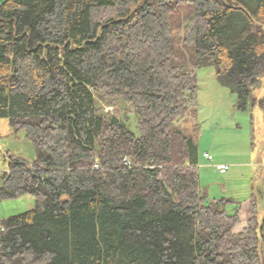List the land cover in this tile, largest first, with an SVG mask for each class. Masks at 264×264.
I'll return each mask as SVG.
<instances>
[{"label":"trees","instance_id":"1","mask_svg":"<svg viewBox=\"0 0 264 264\" xmlns=\"http://www.w3.org/2000/svg\"><path fill=\"white\" fill-rule=\"evenodd\" d=\"M209 65L264 117V0H0V117L35 148L7 154L0 200L35 206L2 221L0 264H263L254 195L234 232L232 200L199 186L194 70Z\"/></svg>","mask_w":264,"mask_h":264},{"label":"rangeland","instance_id":"2","mask_svg":"<svg viewBox=\"0 0 264 264\" xmlns=\"http://www.w3.org/2000/svg\"><path fill=\"white\" fill-rule=\"evenodd\" d=\"M180 28H174V44L179 60L189 59L190 50L183 44L182 28L191 13L189 6L178 9ZM189 19V18H188ZM198 81V106L195 110L197 128L190 130L199 149V186L207 200L222 197L232 200L226 205L229 213L238 211L239 221L234 232H241L251 215V199L254 195L258 217V251L264 264V117L257 105L245 111L235 107V94L216 79L213 65L194 70ZM264 93L261 87L257 95ZM104 111L112 110L109 100L95 98ZM121 104V103H120ZM115 105V104H114ZM128 127L137 132L133 115ZM210 152L211 159L204 156ZM204 152V153H203ZM7 154H14L33 161L35 148L25 133L15 131L7 118L0 117V184L7 166ZM222 163V164H219ZM222 166H228L222 170ZM35 198L25 194L14 199L0 200V212L7 216L32 209ZM4 218L0 219V227Z\"/></svg>","mask_w":264,"mask_h":264},{"label":"built area","instance_id":"3","mask_svg":"<svg viewBox=\"0 0 264 264\" xmlns=\"http://www.w3.org/2000/svg\"><path fill=\"white\" fill-rule=\"evenodd\" d=\"M204 156H205L207 159H211V155H210L208 152H205V153H204ZM124 163H126V164H129V163H130L126 157H124ZM227 168H228V166H222V167H221L222 170H226Z\"/></svg>","mask_w":264,"mask_h":264},{"label":"crops","instance_id":"4","mask_svg":"<svg viewBox=\"0 0 264 264\" xmlns=\"http://www.w3.org/2000/svg\"><path fill=\"white\" fill-rule=\"evenodd\" d=\"M204 152H208V151H204ZM204 152H203V153H204ZM208 153H210V152H208ZM219 164H222V163L219 162ZM6 170H7V166H6V168H4V171H6ZM4 171H3V172H4ZM7 217H8V216H7V213L5 214V212H3V211H2V213L0 212V219H1V218H4V219H5V218H7Z\"/></svg>","mask_w":264,"mask_h":264},{"label":"water","instance_id":"5","mask_svg":"<svg viewBox=\"0 0 264 264\" xmlns=\"http://www.w3.org/2000/svg\"><path fill=\"white\" fill-rule=\"evenodd\" d=\"M90 91L92 92V88H90Z\"/></svg>","mask_w":264,"mask_h":264}]
</instances>
